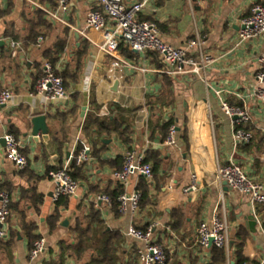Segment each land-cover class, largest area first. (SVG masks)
Instances as JSON below:
<instances>
[{
    "label": "crops",
    "instance_id": "obj_1",
    "mask_svg": "<svg viewBox=\"0 0 264 264\" xmlns=\"http://www.w3.org/2000/svg\"><path fill=\"white\" fill-rule=\"evenodd\" d=\"M138 1L127 0L129 4ZM256 3L264 6V0H151L140 19L155 22L163 39L173 47L185 48L190 39L198 40L200 46L191 52L198 56L201 48L212 61L200 75L171 76L164 71L166 66L159 55L130 53L123 44L118 56L126 63L121 74L112 77L113 57L97 47L103 34L87 30L85 25L95 0H73L70 10L61 14L64 22L51 19L45 12L58 10L56 0H0V92L9 89L14 93L7 105L0 106V189L12 195L9 235L5 238L12 241L0 249V264L60 263V243L75 245L77 219L85 218L88 226L93 212L99 214L107 231L121 235L113 242V264H141L138 251L142 243L127 235L130 226L141 230L154 226L153 239L165 248L166 264H210L212 252L198 243L197 229L210 221L214 212L226 219L230 244L233 242L226 249V264L236 263L234 239L241 227L249 232L243 256L254 264L263 260L264 226L257 222L255 232L248 228L245 217L255 215L249 199L216 176L217 165L233 159L249 177L264 183V104L254 96L264 35L236 46L241 20ZM38 11L50 28L38 25ZM33 30H41L42 35L29 42ZM61 38L67 45L53 63L59 74L73 66L74 54L81 48L85 50L83 68L76 80L67 81V100L47 103L35 86L44 63L49 61L45 52ZM221 99L249 113L250 121L244 126L254 135L252 143L235 145L234 119L224 114ZM114 105L131 111L124 114L133 130L129 144L116 133L96 138L83 131L88 116L118 115ZM42 114L47 116L50 134L47 140L40 136L35 141L31 120ZM169 121L177 128V144L172 147L166 145L167 137L160 130L151 128L152 122L163 125ZM6 134L23 142L29 160L25 169L19 170L6 159ZM84 147H89L90 159L74 170L78 194L63 198L57 206L48 174ZM132 148L144 150L156 167L153 178H145L149 202L136 213H117L111 202L98 201L97 197H111L119 189L127 193L138 190L142 177H132L128 187L113 177ZM194 175L197 187L185 193ZM38 194L41 203L37 202ZM57 207L61 218L58 227L51 230L49 218ZM178 209H182L183 218L179 228L173 229ZM73 213L69 226H61V221ZM24 223H34L35 234L45 240V252L38 259L30 257ZM63 264L79 262L66 254Z\"/></svg>",
    "mask_w": 264,
    "mask_h": 264
},
{
    "label": "built area",
    "instance_id": "obj_2",
    "mask_svg": "<svg viewBox=\"0 0 264 264\" xmlns=\"http://www.w3.org/2000/svg\"><path fill=\"white\" fill-rule=\"evenodd\" d=\"M73 0H56L57 11L45 10L48 17L53 20L64 22L61 14L70 10ZM151 0H141L129 4L127 0H95V5L90 9L85 25L86 29L103 34L102 41L97 44L101 53L113 57L109 74L112 77L118 76L122 72V67L126 63L118 56L122 43L136 52L147 54L155 52L159 55L166 66L164 70L171 76L186 73L200 75L212 58L199 49L198 56L193 50L200 43L196 39H190L185 48H176L168 44L162 36L159 26L149 20H141L140 15L149 5ZM40 7L37 3H34ZM1 23V16H0ZM242 28L238 35L236 46L264 35V6L256 3L252 6L250 14L242 18ZM42 37L39 43H42ZM260 66L257 72V86L254 91L256 99L264 104V54L260 57ZM44 74L36 83L35 90L42 96L45 102H60L67 100L69 94L64 87L63 77L59 74L58 68L51 61H46L43 65ZM220 95V92H218ZM14 97V93L5 89L0 92V106L7 105ZM221 106L224 114L233 120L235 145L249 144L253 140V133L243 126L250 121L249 113L242 107L232 106L226 100L221 99ZM5 142L4 154L8 161L19 170L25 169L29 160L23 152V142L13 134L3 136ZM166 145L175 146L177 144V128L172 125L169 128ZM90 159L89 147H84L79 154L68 159L62 166L49 172V179L53 184L54 202H58L64 197H74L78 194L79 183L73 178L71 166L73 162L81 165ZM1 162V159H0ZM153 165L146 161L144 150L135 148L129 149L124 156V163L120 170L113 173V177L123 187H128L132 177L153 178ZM216 176L220 181H226L228 187L241 195L246 196L255 213V219L261 224L257 214L259 205L264 204V183L257 182L244 171V169L231 159L227 164H218ZM197 178L194 175L192 183L185 189V193L195 190ZM172 188V187H170ZM142 194L138 190L131 193L122 192L118 196L121 213H136L139 210ZM98 201L110 203L111 199L105 195L97 197ZM12 195L9 191L0 189V237L6 238L8 232V220L11 217ZM198 243L204 249L212 246L218 248H228L230 245L228 235V223L226 219L220 217L218 212H214L210 221L202 222L197 229ZM127 235L142 243L138 251L141 264H166L168 255L163 245L153 239L154 226H149L145 230L130 226ZM45 252V240H37L30 252L32 260L38 259ZM185 264V263H180ZM254 264V263H245ZM258 264H264L263 260Z\"/></svg>",
    "mask_w": 264,
    "mask_h": 264
},
{
    "label": "trees",
    "instance_id": "obj_3",
    "mask_svg": "<svg viewBox=\"0 0 264 264\" xmlns=\"http://www.w3.org/2000/svg\"><path fill=\"white\" fill-rule=\"evenodd\" d=\"M37 15H38V25L50 28L51 25L44 19V14L41 11H38ZM141 20H145V19L141 18ZM40 35H42L41 30H33L30 34L29 42H35ZM123 44L124 43H122L121 46ZM66 45H67L66 39L61 38L51 49L45 52V58L55 64L58 61L60 55L65 50ZM124 47L130 53L133 52V50H131L128 47V45L124 44ZM149 53H152L156 56L158 55L155 52H149ZM84 54H85L84 48L78 49L73 57L74 59L73 66L69 65L63 71L62 76H63L65 89L67 87L68 80L71 79L76 80L80 75L81 70L83 68L82 59ZM43 74L44 72L42 71L38 79L42 77ZM157 101H160V99H158ZM150 105L155 106L154 103L153 104L151 103ZM114 107L115 110L118 111V115L116 116H112V115L104 116V117H100L98 115L88 116L85 121L83 131L86 135L90 136L92 134L96 138H101L104 134L111 135L112 133H116L125 144H129L131 142V136L133 134V130L127 118L124 117V114L129 113L131 111L129 110L127 111L126 109H123L119 105H114ZM172 125H173L172 121L166 122L163 125H158V124L155 125L152 122L151 128L153 130L154 129L160 130L163 137L166 138L169 132V128ZM243 127L246 130H248V128H246L245 126ZM253 140H254V135H253ZM253 140L250 143H252ZM80 151L81 148H79V151L77 152L75 157L79 154ZM150 159L152 160L149 154H146V161L150 162ZM81 165H77L76 162L72 163L71 174L74 179H75L74 170ZM155 171H156V167L153 166V172ZM141 179L142 182L140 183L138 188V190L142 194L139 209L143 208L149 202L147 195L148 194L147 188H146L147 187L146 180L144 177H142ZM122 192L123 190L119 189L114 193V195H111V197H109L117 213H119L120 211L118 196ZM62 199H60L56 203L57 206L58 204H60V201ZM37 202L38 203L42 202V196L39 194L37 195ZM257 214L260 216L261 223L264 226V204L258 206ZM182 216H183L182 209H178L177 211L174 212L175 223H173L172 225L173 229L179 228L180 223L182 222V218H183ZM89 217L91 220H93L91 221L93 224L91 223L88 226H85L84 224L85 218L77 219L76 226L73 228V232L77 237L76 244L73 246L72 245L67 246L65 242L62 241L60 243V247L62 250L61 262L55 264H63L64 255L66 254H71V256L74 257L75 260L79 262V264H113V259H112L113 242L118 238H121V235L118 232L107 231L103 221L100 220L99 214L97 212L91 213ZM60 218L61 216L57 207L55 213L49 218V225L51 230H54L58 227ZM95 222L97 224L96 226L94 225ZM23 230L25 231L26 237L29 239L30 250H32L34 243L40 239V237L35 234L36 225L34 223H24ZM14 237L15 234L13 233L12 238L14 239ZM248 237H249V232L246 230V228L241 227V229L238 230L237 235L234 239L235 241L234 249L237 259L235 264L252 263L249 261L248 258H245L242 253L243 248L245 246V242ZM5 240H6L5 238L0 239V249H5L10 245L12 241V240L9 241H5ZM210 250L213 256L212 262L210 264L227 263L226 248H218L216 246H212Z\"/></svg>",
    "mask_w": 264,
    "mask_h": 264
},
{
    "label": "water",
    "instance_id": "obj_4",
    "mask_svg": "<svg viewBox=\"0 0 264 264\" xmlns=\"http://www.w3.org/2000/svg\"><path fill=\"white\" fill-rule=\"evenodd\" d=\"M76 39H79V35L76 33L75 34ZM1 43V42H0ZM77 45H79V43H77ZM119 86V81L117 80L114 84V90L117 91V88ZM86 111V107L83 108V112L85 113ZM234 119H237V117H235ZM31 136L33 137V139L35 141H37V138H39L40 136L44 139L47 140L50 134V128L47 124V116L46 115H37L35 117L32 118L31 120ZM224 185L227 186V182L224 181ZM75 216V213H73L72 215H70L69 217H67L65 220L61 221L60 225L63 227H68L71 220L73 219V217ZM245 219L247 220V226L248 228L252 231L255 232L256 231V225H257V220L255 219V215L251 214L247 217H245ZM233 246V242H231L230 247Z\"/></svg>",
    "mask_w": 264,
    "mask_h": 264
}]
</instances>
